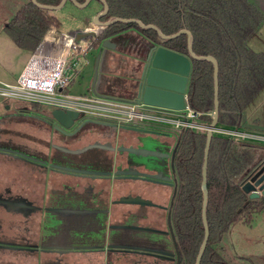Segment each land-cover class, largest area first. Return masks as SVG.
<instances>
[{
	"label": "trees",
	"instance_id": "1",
	"mask_svg": "<svg viewBox=\"0 0 264 264\" xmlns=\"http://www.w3.org/2000/svg\"><path fill=\"white\" fill-rule=\"evenodd\" d=\"M26 0L3 27L13 44L30 54L45 34L60 22L47 11L61 0ZM83 3L85 0H75ZM108 11L100 20L135 19L155 26L170 36L180 30L191 33L193 52L212 56L218 65V124L240 127L242 112L264 88V54L246 47V41L264 22V15L248 0H104ZM138 31L149 44L155 43L188 55L187 36L162 40L156 31L141 29L136 23H115L103 30L100 40ZM213 65L192 60L187 87V104L198 120L210 123L214 110ZM206 135L185 129L175 141L173 179L175 195L170 223L180 256V264H195L203 240L201 217L203 192L202 164ZM264 158V149L250 144L212 137L206 179V220L209 238L200 264H229L218 248L230 226L250 224L264 209V197L250 199L242 190Z\"/></svg>",
	"mask_w": 264,
	"mask_h": 264
},
{
	"label": "water",
	"instance_id": "2",
	"mask_svg": "<svg viewBox=\"0 0 264 264\" xmlns=\"http://www.w3.org/2000/svg\"><path fill=\"white\" fill-rule=\"evenodd\" d=\"M35 6L41 7L36 0H31ZM70 1L78 8H85L92 0H85L83 3H78L75 0H61L60 4L55 7H47V11L56 12L59 11L64 4ZM102 4L103 10L101 13L97 14L92 25L98 28L105 29L106 27L113 25L115 23H136L141 29H151L157 32L158 36L162 40L174 39L180 35L187 36V49L188 55L177 53L170 50L164 46L157 45L155 43H150V47L147 50V54L144 59L143 71L140 77L135 80L137 83L134 89L135 95L133 102L141 104L146 107L165 109L169 111H184L187 109V87L189 82V77L192 69V60H205L213 65V80H214V110L211 114V122L209 124V130L206 132V144L204 149V157L202 164V181L201 189L203 192V202L201 217L204 227L203 240L200 245L198 254L196 256L195 264H200L201 258L205 251L208 238H209V228L206 220V204H207V192H206V179H207V162H208V152L209 145L212 139V129L218 124V65L216 59L212 56H197L191 46V33L188 30H180L179 32L167 36L161 33L155 26L144 25L141 21L135 19H124V18H114L109 21H101L100 19L107 14L108 6L104 0H97ZM95 32H83L76 34V40L79 41L89 35L93 36ZM107 51L115 52L116 43L111 39H105L101 41V47L98 51V58L95 67V80L94 88L99 86L101 80V74L103 71L104 58ZM132 103V102H130ZM81 118V112L77 110H63L61 108H55L49 112L47 119L55 123L62 128L69 129L73 127L75 122ZM87 121L83 122L86 123ZM101 126H108L116 129L115 141L124 136H119L120 132H136L144 134L147 136L156 137H166L169 138L170 134L151 130L144 127H138L127 123H114L109 124V122H95ZM160 145L153 147H126L120 146L117 142L112 146H105L104 144L97 143L90 146L91 148L105 149L111 152L112 159V171L110 172H100V171H89L81 168H71L68 166H62L59 164L47 165L46 162L36 158L35 156H30L28 154L20 153L19 151H14L7 149L9 154L16 157H21L39 163L41 165H47L50 169L57 170L63 173H73L80 176H90L99 181L108 180L111 186H121V188H127L133 184L130 182H143L146 184H153L163 187H172L175 185L170 173H173V157L174 150L169 153L165 150V144L159 142ZM89 147V148H90ZM55 148L64 151L71 152L63 147L55 146ZM88 148V147H87ZM84 148L83 150L87 149ZM74 152H71L73 154ZM170 170V172H169ZM242 190L248 194L250 199H259L264 197V158L262 162L255 168L249 179L243 184ZM162 195V193L160 194ZM175 195V189L173 190L168 209L167 223L170 231V208L173 203ZM163 196V195H162ZM75 199V197H74ZM112 204H122V205H136L141 207H156L163 208L158 204H155L149 199H145L141 196H123L118 201H113ZM54 215H51L50 219V234L48 235V242H51L46 249L59 250V251H70L77 250V247H73L70 244H63L59 242V229H68L75 231L73 233L79 236L82 242H93L94 246L84 247L82 249H98L101 251H108L111 249L114 252L120 253H136V254H146L161 257L165 260H172V252L167 250L162 242H146L143 239H135L134 236L141 233L146 234H158L166 235L167 232L152 229L143 226L134 225H123L118 226L117 230L113 229V233L107 235V233H86L84 227L88 225H100V217H88L83 216L87 213L83 209H73V208H53L51 209ZM89 212V211H88ZM78 214V215H77ZM102 220H104L102 218ZM133 236V237H132ZM69 236H67V239ZM52 243H54L52 245ZM0 248H15L7 244L0 243ZM175 264H180V256L177 254V261Z\"/></svg>",
	"mask_w": 264,
	"mask_h": 264
},
{
	"label": "flooded vegetation",
	"instance_id": "3",
	"mask_svg": "<svg viewBox=\"0 0 264 264\" xmlns=\"http://www.w3.org/2000/svg\"><path fill=\"white\" fill-rule=\"evenodd\" d=\"M126 34L127 32L121 33L118 34L117 37L111 38V40L116 43V51L115 52L107 51L103 64V71L106 72L108 85L105 89H103L99 84V86L96 89L94 88L93 94L100 98L114 99L125 103H130V102L135 103L133 102L134 100L133 97L135 95L134 89L136 88L137 85V83H135L136 82L135 80H137L142 74L144 59L147 54V50L150 47V44L147 41H145L143 37L138 35L139 38L134 40L135 41L134 43L128 45L129 42L124 43V36ZM120 88L126 90L125 93L130 95L132 98L120 99L110 95L112 93L114 94L115 92L119 93V91L117 90ZM63 110H68V109H63ZM21 115L35 120V121L23 120L22 122L19 123L31 126L34 129H38L42 138H38L37 140L40 141L45 146L44 148H46V152L32 151L30 148L26 146L12 142V140H4V141L0 140V148L19 151L20 153L28 154L30 156H35L36 158L46 162L47 165L59 164L62 166H68L71 168H81L89 171L110 172L112 171L111 152L105 149L102 150L99 148H91L90 146L95 145L97 143H101L109 147L111 145L113 146L114 143L117 142V144H119L120 146L135 147V148L139 146L146 147L147 146L146 139L150 138L153 141L154 146L160 145L159 142L164 143L165 150H167L169 153H171V151L174 148L170 141H166L167 139L173 137L171 132H165L170 134V137L166 138V137L147 136L136 132L119 131V133H121L119 136H124L125 139L120 138L118 139V141H115L116 139L115 128H111L108 126H101L95 123L100 121L101 122L106 121L112 125L114 123H117L114 120L102 119L86 114H81V118L75 122L73 127L69 129H65L58 125H55L54 122L49 121V119H47L49 112L47 111L43 112L40 116H35V115L26 116L24 114ZM85 121L87 122L83 124V122ZM132 125L138 127H144L142 123H138V122L132 123ZM161 139H166V140L161 141ZM55 146L63 147L74 153L71 154V152L61 151L55 148ZM84 148L87 149L83 150ZM69 175L80 176L78 174H73V173ZM170 176L172 177V180L174 182L173 174L170 173ZM80 177L85 178L84 180L85 182L83 186L77 188L76 184L72 183L71 180H68L66 181L67 184L64 185L63 189L59 191V194L48 195L47 200L45 199L43 205L37 206L34 210V213L35 215H37L40 225L39 232L37 233L38 243H35L33 245H28L29 247L28 249L33 250L35 252L36 250L39 249V253H41L42 256H46V257L49 256L50 257L49 260L44 264H67L65 260V253L67 252H72L75 254H80V253L83 254L89 251H99L98 249H82L84 247L94 246L95 243L89 241L82 242L81 239H79L80 237L76 236V234L74 235L67 234L66 230L68 229H59V242L67 245L70 244L73 247H77L78 248L77 250L75 249L64 252L55 249L52 250L46 249L47 248L46 246H48L51 243L48 242V238H49L48 235L50 234V232H48L50 230L49 222L51 219V215L54 213L53 211H51V209L68 208V207L73 209L86 210L87 213L86 214L84 213L83 216L84 215L88 217L95 216L101 218L100 225L97 223L96 225L93 224V225H88V227H84V230L88 232L92 230V233L90 234L105 232L107 233V235H110L111 233H113L112 232L113 229L117 230L118 226H123V225L145 226L144 224L139 223V221L142 220H146L148 223L153 224L154 226L152 227L153 229L167 232L166 235L141 233L135 235L134 238L138 240L143 239L146 240V242H162L165 245L164 248L172 252V260L169 261L161 257H157L154 255H146V254H142V255L148 258V263L142 262L141 259L127 260L125 255L133 256L138 254L114 252L111 249H109L107 251L109 255L107 258V262L109 264H175L176 263L177 254L179 253L176 247L171 223H170V231L167 223V215H168L167 207L169 205L170 200L168 203H166V200L163 199L164 195L163 196L161 195L160 198L153 196L155 190L162 189L163 192H166V188L171 189V196H172L175 185L172 187H163V186L146 184L137 181V182H130L133 185L127 187L126 189L124 188L125 190L124 193L126 194L125 196L138 195L145 199L151 200L155 204H158L162 207H166V209L150 207L162 212V215L164 216L163 218H165L164 220L166 222V229H162L158 227V224L152 221L153 218H150L149 214L145 213L146 207L129 205L130 209L127 212H123L119 217V215H116L117 213L116 206L118 204L114 205L112 204V202L118 201L123 196L113 201H108L105 198L106 191L109 190V187H112L110 181L108 180L99 181L90 176H80ZM116 185L117 184L114 183L113 186L115 187ZM74 187L76 188L74 189ZM156 194L157 193H155L154 195ZM102 218L104 220H102ZM88 228L90 229L88 230ZM67 236H69L68 239ZM53 244L54 243H52V245ZM111 255H116V256L119 255L121 258L119 257L112 258ZM138 256H140V254ZM81 261L84 260L76 259L75 261H73L72 264L74 263L80 264Z\"/></svg>",
	"mask_w": 264,
	"mask_h": 264
},
{
	"label": "crops",
	"instance_id": "4",
	"mask_svg": "<svg viewBox=\"0 0 264 264\" xmlns=\"http://www.w3.org/2000/svg\"><path fill=\"white\" fill-rule=\"evenodd\" d=\"M248 1L251 2L264 15V0H248ZM97 12H94L92 15H90V18ZM90 26H92L91 20L87 21L83 25V29L77 30L76 33H82L84 31H88L89 29H91ZM134 32L135 30H132L127 33L133 34ZM246 47L255 53L264 54V22L259 26V28L255 31V33L251 35V37H249V39L246 41ZM30 56L31 54L28 56V60ZM28 60L26 61L25 65L27 64ZM74 81L72 82V84L74 83ZM72 84L69 87V89L72 87ZM99 84L103 89H105L108 85L107 75L105 71L102 72L101 74V80ZM262 90H264V88ZM93 91H94V87L89 88V92L91 93V95L86 97L87 98L92 97ZM117 91H119V93L115 92L114 94H117L120 97L124 96L121 98L119 97L120 99L132 98L130 95L126 94L125 93L126 90H123L122 88L118 89ZM259 93L257 94V96L259 95ZM112 94L111 96H113ZM69 96L75 99L80 98V97H73L71 95ZM257 96L242 112L241 114L242 121H241V126L239 128L250 130L257 133H264V125L260 124L259 117L252 111L249 112V110H254L251 109V107H252V103L255 101ZM6 108L8 109V107ZM144 111L146 112L148 110H144ZM9 113L12 115L15 112L11 111ZM22 121L23 120H12L10 118H5L0 120V140L1 141L12 140V142L26 146L30 148L32 151L46 152V148H44L45 146L40 141L37 140L38 138H42L38 129H34L31 126L19 123ZM218 125L223 127H230L227 125H220V124ZM146 126L147 125L145 123L144 125L145 128L154 127L153 129L151 128V130L163 131L156 126H150V125H149L150 127H146ZM14 131L17 132L13 134ZM18 134H22V136H19ZM163 140L166 139H161V141ZM166 141H170L172 146L174 147L175 140L173 137L167 139ZM252 146L260 147V145H256V144H253ZM83 178L84 177L58 172L53 169L51 170L45 165L32 162L25 158L16 157L9 153L0 152V196H1L0 197V243L15 247V248H0V264H44L49 260L50 257L42 256V254L39 253V249L36 250V252L28 249L29 248L28 245H33L35 243H38L37 233L39 232L40 225L37 215H35L34 213V210L37 206L43 205V202L45 201V199L47 200L48 195L59 194V191H61L64 185L67 184L66 181L71 180L72 183L76 184V187L79 188L80 186H83L85 182L84 181L85 178L84 179ZM76 187H74V189ZM124 192L125 190L121 188L120 185L115 187H109V190L106 191L105 198L108 201H113L115 199L120 198L121 196H125L126 194ZM155 193L157 194L154 195ZM155 193L153 194V196L159 198L161 196L160 194L162 193V195H165L167 197L165 198L166 200L169 199L168 196L171 197L170 194L171 189L169 188H166V192H163L162 189L155 190ZM9 204H12V206H15V208L12 207L7 209L5 205L8 206ZM116 209L118 213V214L116 213V215H119L120 217V215L123 212H127L130 208L129 205H125L124 207V205L118 204L116 206ZM24 210H26V213H24ZM263 213H264V209L257 214H259L258 216H260ZM257 214L254 216H257ZM252 222L248 225L243 224L241 222L235 223L234 225L244 226L247 227L248 229L251 228ZM139 223L144 224L147 223V221L142 220L139 221ZM223 238L221 242L218 244V248L220 252L224 254L227 251L228 253L226 254L229 255V258L234 257V254L232 253V249L230 252L228 246L226 244L224 245ZM138 255H133V256L125 255V257L127 258V260L141 259L142 262L148 260V258H146L144 255L142 254H140V256ZM108 256L109 255L107 251H101V250L89 251L83 254L81 253L75 254L72 252H67L65 253V260L67 264H72L73 261H75L76 259L84 260L81 261L80 264H107L106 261ZM111 257L121 258L119 255L117 256L111 255Z\"/></svg>",
	"mask_w": 264,
	"mask_h": 264
},
{
	"label": "built area",
	"instance_id": "5",
	"mask_svg": "<svg viewBox=\"0 0 264 264\" xmlns=\"http://www.w3.org/2000/svg\"><path fill=\"white\" fill-rule=\"evenodd\" d=\"M76 34L67 35L51 27L31 54L16 83L0 80V98L77 110L81 114L110 119L117 123L138 122L143 125L156 123L181 131L191 129L205 134L210 129V123L200 122L199 114L194 113L189 107L179 112L182 115H173L176 111L100 98L94 94L90 98H71L67 91L81 73L86 64L84 57L90 50V44L77 41ZM94 36L95 34L92 37ZM62 53H64L63 57L60 56ZM148 108L158 109L159 112L165 111V116L157 114L158 111L148 110ZM211 131L214 137L264 146V133L239 127H223L218 124Z\"/></svg>",
	"mask_w": 264,
	"mask_h": 264
},
{
	"label": "rangeland",
	"instance_id": "6",
	"mask_svg": "<svg viewBox=\"0 0 264 264\" xmlns=\"http://www.w3.org/2000/svg\"><path fill=\"white\" fill-rule=\"evenodd\" d=\"M25 2L26 0H0V80L3 82L16 83L20 72L28 60V56L30 55V53L17 48L3 31V27L12 19L18 9L24 5ZM102 10V4L97 0H92L85 8H78L72 2L67 1L59 11L50 12V14L60 22L59 31L70 35L76 33L77 30L83 29V25L87 21L91 20L92 22L94 17L101 13ZM94 12L97 13L90 18V15H92ZM90 28L91 29L89 30L95 32V36L92 37L89 35L80 40L84 43L86 42L90 44V50L84 57L86 61L85 67L75 79L72 87L69 89V91H67L68 95L73 97L83 98L89 96L91 95L89 88L94 87L95 67L98 58V51L101 47V40L99 38L102 35L104 29L98 28L94 25L90 26ZM89 30L84 32H89ZM138 35V31H135L133 34L127 33L124 36V43L129 42L128 45L134 43V40L139 38ZM63 55L64 53H62L60 56L63 57ZM112 95L117 98L120 97L117 94ZM6 107H8V109ZM53 109L54 107L49 105L32 104L18 100L0 98V120L10 118L12 120L35 121L31 118L22 116L21 114L26 116H40L43 112H50ZM251 109L254 110H249V112L252 111L255 113L259 117L260 124L264 125V90L259 93L255 101L252 103ZM148 110L158 111L157 114L165 116V111L159 112L160 110L151 108H148ZM11 111H14L15 113L11 115L9 113ZM173 115H182V113L176 112ZM146 125V127L156 126L164 132H171L175 141L178 138V134L181 132V130L174 127L171 128L167 125H160L156 123H146ZM151 128L153 129L154 127ZM16 132L17 131H14L13 134ZM18 135L22 136V134ZM146 145L147 147H153L154 144L150 138H147ZM259 148L264 149V146H260ZM0 152L8 153L10 151L0 148ZM168 197L169 199L166 200L165 198L167 197L165 195L163 196V199L166 200V203H168L170 200V196ZM5 206L7 209L12 207L15 208V206H12V204ZM24 213H26V210H24ZM145 213L149 214L150 218H153L152 221L158 224V227L166 229V222L164 220L165 218H163L164 216L162 215L161 211L146 207ZM258 215L259 214H257V216ZM257 216L253 217L251 228L247 229V227L233 224L229 228L228 233L224 235V245L226 244L228 246L230 252L232 249V253L234 254V257L231 258H229V255L226 254L228 253L227 251L226 253L222 254L229 264H264V213L258 217ZM144 225L145 227L149 228L154 227L153 224L148 222L144 223ZM89 229L90 228H88V230ZM74 232L75 231L72 230H66L67 234H73ZM86 233H92V230L90 232L87 231ZM144 262L148 263V260ZM106 263L109 264L107 261Z\"/></svg>",
	"mask_w": 264,
	"mask_h": 264
}]
</instances>
